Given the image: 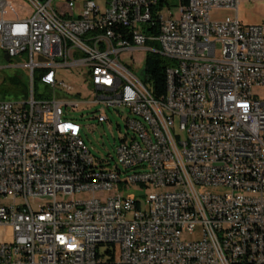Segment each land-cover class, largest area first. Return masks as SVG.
Instances as JSON below:
<instances>
[{
  "label": "built area",
  "instance_id": "2783aa9c",
  "mask_svg": "<svg viewBox=\"0 0 264 264\" xmlns=\"http://www.w3.org/2000/svg\"><path fill=\"white\" fill-rule=\"evenodd\" d=\"M20 3L0 0V52L27 60L30 85L0 101V197L13 201L0 206V264H264V24L244 26L240 0ZM221 10L234 17L212 19ZM137 51L169 62L170 97L150 99L143 70L122 63ZM64 68L87 75L93 104L128 109L114 168L64 114L85 102L34 98V72L69 95ZM39 197L50 202L34 211Z\"/></svg>",
  "mask_w": 264,
  "mask_h": 264
},
{
  "label": "rangeland",
  "instance_id": "374dc122",
  "mask_svg": "<svg viewBox=\"0 0 264 264\" xmlns=\"http://www.w3.org/2000/svg\"><path fill=\"white\" fill-rule=\"evenodd\" d=\"M16 5H22L20 0H12ZM167 1L171 6L169 9L175 12L173 6L174 0H162ZM27 8V7H25ZM166 10V7H165ZM27 11V10H26ZM24 11V12H26ZM226 17H234V12L229 10H221L212 14V19L222 20ZM238 20L244 26H255L264 24V0H240L237 9ZM145 48L156 49L158 45L156 43H149L144 46ZM147 51H137L134 53V62L131 61L128 55L121 57L123 64L139 75L144 69V60ZM27 60L23 56H15L10 58L7 62L3 58V54L0 52V101H22L28 99L30 96V85L27 77ZM58 79L63 81L67 86L72 87L66 95L64 93H53L48 87H44L37 84L35 88V95L41 96L43 99H52L54 96L57 101L69 102L79 101L85 102L79 105L77 108L71 109L70 107H63L65 116L76 122L81 127L80 139L86 146L87 150L95 158L96 165H101L104 168H114L116 163L115 146H117L123 138L129 140L131 132L126 128V119L130 118L128 109L120 107L116 109L103 108L100 104H93L94 93L87 88L86 78L87 75L80 69L76 68H64L58 69ZM13 84L12 89L17 88L16 95H3V90ZM22 88L24 91L22 92ZM63 92V90H62ZM259 99H264V89L256 91ZM78 94V95H77ZM103 114L107 118V121L100 125L95 119L97 115ZM138 187H133L132 190H138ZM149 190H146L145 194H148ZM88 194H82L81 198H88ZM76 198H78L76 196ZM50 202L47 197L36 198L35 201H31L30 205L34 211H38L40 207ZM11 198L3 199L0 197V206H8L12 204ZM22 204V201L16 200L15 205ZM198 239L196 235H184L183 241H195ZM5 236L0 232V242H5Z\"/></svg>",
  "mask_w": 264,
  "mask_h": 264
},
{
  "label": "trees",
  "instance_id": "16d2710c",
  "mask_svg": "<svg viewBox=\"0 0 264 264\" xmlns=\"http://www.w3.org/2000/svg\"><path fill=\"white\" fill-rule=\"evenodd\" d=\"M162 4V0H159V5ZM169 65V62L163 59L158 54H147L144 60V69L143 76L145 78V86L149 89L151 94L156 98L160 99L165 96L166 93V67ZM40 72L33 73V93H35V88L39 83ZM14 87L13 84H10L9 87L3 90V95H16L18 91L16 89H12ZM22 92L24 89L22 88ZM34 98L38 99L39 96L34 94ZM240 264H248V263H240ZM250 264V263H249Z\"/></svg>",
  "mask_w": 264,
  "mask_h": 264
},
{
  "label": "bare ground",
  "instance_id": "6f19581e",
  "mask_svg": "<svg viewBox=\"0 0 264 264\" xmlns=\"http://www.w3.org/2000/svg\"><path fill=\"white\" fill-rule=\"evenodd\" d=\"M174 91L173 76H166V93L163 98L170 97ZM150 99H156L149 91ZM75 164H84V156H75ZM86 170H94V163H86ZM250 264H258V260L249 261Z\"/></svg>",
  "mask_w": 264,
  "mask_h": 264
},
{
  "label": "water",
  "instance_id": "95a60500",
  "mask_svg": "<svg viewBox=\"0 0 264 264\" xmlns=\"http://www.w3.org/2000/svg\"><path fill=\"white\" fill-rule=\"evenodd\" d=\"M3 58H4V60L7 61V62L10 60L9 57H8L6 54L3 55Z\"/></svg>",
  "mask_w": 264,
  "mask_h": 264
}]
</instances>
